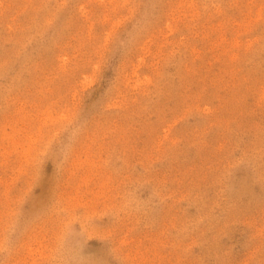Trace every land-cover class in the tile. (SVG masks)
<instances>
[{
	"label": "rangeland",
	"instance_id": "1",
	"mask_svg": "<svg viewBox=\"0 0 264 264\" xmlns=\"http://www.w3.org/2000/svg\"><path fill=\"white\" fill-rule=\"evenodd\" d=\"M0 264H264V0H0Z\"/></svg>",
	"mask_w": 264,
	"mask_h": 264
}]
</instances>
